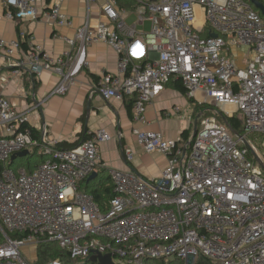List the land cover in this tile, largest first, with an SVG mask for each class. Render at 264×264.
<instances>
[{"label":"built area","instance_id":"obj_1","mask_svg":"<svg viewBox=\"0 0 264 264\" xmlns=\"http://www.w3.org/2000/svg\"><path fill=\"white\" fill-rule=\"evenodd\" d=\"M69 1H85L89 12L97 4L0 0V19L35 21L42 13L57 28H73L64 11ZM131 1L137 5L134 25L126 23L128 11L119 0H102L106 22L93 31L88 16L73 38L60 36L70 47L60 57L32 41L24 52L21 41L2 36L0 56L18 76L59 74L50 96H65L86 64V48L106 44L119 56L118 73L99 83L100 98L132 97L133 121L143 125L156 90L177 79L189 98L206 107L203 129L186 142L135 128L140 148L165 155L168 165L148 179L131 169H108L114 195L102 206L82 186L107 169L101 149L113 140L108 130H97L75 149L59 148L46 129L42 138L34 135L29 117L39 106L18 110L0 96V264H37L35 252L46 242L57 243L74 264L98 254L110 255L114 264L199 257L209 264H264V16L251 0ZM148 21L151 31L139 32ZM233 47L251 51L245 69L225 54ZM179 113L175 107L164 114ZM236 116L247 145L223 120ZM23 151H29L26 157L37 151L43 160L29 171L15 170L18 158H12ZM123 154L133 161L131 149Z\"/></svg>","mask_w":264,"mask_h":264},{"label":"crops","instance_id":"obj_2","mask_svg":"<svg viewBox=\"0 0 264 264\" xmlns=\"http://www.w3.org/2000/svg\"><path fill=\"white\" fill-rule=\"evenodd\" d=\"M96 1L97 4L91 7L90 12L85 1H69L65 4L64 11L73 19V28H57L46 22L40 13V17L35 21L15 22L0 19V36L9 42L21 41L24 52L32 41L42 45L53 57H60L70 48L60 36L73 38L76 29L85 25L88 16H90L89 26L93 31L98 29L100 23L106 22L101 12L102 0ZM93 11H96V17H91ZM76 50L72 51V55L76 54ZM231 54L239 69H245L253 58L247 48L233 47ZM85 61L86 64L73 76L69 92L65 96H50L61 80L59 74L53 71L43 72L35 77L37 82L35 87L30 74L16 75L0 56V96L8 98L18 110L34 109L39 106L29 117L37 130V137L42 138L41 131L46 129L47 139L58 145L74 144L86 134L90 136L101 128L108 130L113 140L102 146V159L107 169L100 170V175L102 171H106L109 175L108 169L122 171L131 169L146 179L159 177L168 165V158L160 153H145L138 145L133 130L139 128L159 132L169 140H174L176 137L182 139L185 131H191L190 118L193 117L195 121L196 118L201 120L205 113L201 110L202 106L176 90L173 85L179 80L173 79L168 85L156 90L147 108V124L138 125L133 121L132 97L106 101L97 93V86L106 75L118 73V54L106 44H93L86 48ZM66 71L69 72L68 69ZM3 78L6 81L3 82ZM130 104H133L132 117L128 111ZM175 107L180 109V113L166 117L164 113ZM183 110L187 114L185 118L180 115ZM207 114V116L212 115V113ZM193 135L190 134L189 139ZM63 149L69 148L63 147ZM126 149L134 152V159L130 163L124 159L123 152ZM40 163L41 161L38 164ZM97 177L100 178L99 174L85 183L82 188L87 190L96 186ZM109 199L111 196H106L101 205L103 206Z\"/></svg>","mask_w":264,"mask_h":264},{"label":"trees","instance_id":"obj_3","mask_svg":"<svg viewBox=\"0 0 264 264\" xmlns=\"http://www.w3.org/2000/svg\"><path fill=\"white\" fill-rule=\"evenodd\" d=\"M261 3L264 4V0H258ZM32 79L34 81L35 87H37V82L35 80V77L32 76ZM173 87L176 90L181 91L182 93L186 94V89L183 86L182 82L179 80L177 82H175V85H173ZM194 101V100H192ZM128 111L132 117V107L133 104H130L128 106ZM206 107H202L201 110L205 111ZM230 122V126L237 132L242 133V123H241V119L236 116L233 119L229 120ZM37 130L34 129V135L35 137H37ZM190 131H185L182 134V139L183 141H188L190 138ZM90 138L89 135H85L84 137L80 138V140L74 144H60L58 145V147L63 148V147H67L69 149H75L76 147H78L83 141L88 140ZM42 158H39L38 162L36 163V165H38V163L40 161H42ZM102 176L99 173V179H98V184L96 186H93L91 188H88L86 191L91 193L96 202L99 204H102L103 201H105L106 196L108 197H113V186L111 183V179L108 175V173H106V171H102L101 172ZM51 260H61L64 264H74V262H72L69 258V255L67 254V252H65L64 250H62L58 244L56 243H48V244H43L40 245L38 248V253H37V259H36V263L37 264H41L44 263L46 264L47 262L51 261ZM177 260V262H175V264H182L181 261L184 260H180V259H175ZM85 264H99V261H94L92 260V258L89 261H86ZM146 264H165V260H153V261H148ZM198 264H209V261L205 258V257H199L198 259Z\"/></svg>","mask_w":264,"mask_h":264},{"label":"rangeland","instance_id":"obj_4","mask_svg":"<svg viewBox=\"0 0 264 264\" xmlns=\"http://www.w3.org/2000/svg\"><path fill=\"white\" fill-rule=\"evenodd\" d=\"M119 2H120V6L123 7V8H126L127 11H128L127 12L128 14L125 16L126 17V23L129 26L134 25L136 23V21H137V16L133 12L135 11L137 5L135 4L134 1H131V0H119ZM91 17H96V11H93L91 13ZM151 27H152V24H151V22L148 21L144 25L139 26L138 27V31L141 32V33H143V34H147V33H149L151 31ZM226 51H225V54L228 55L230 58H233V55L231 54L230 50H226ZM180 115H183V118H185L187 116V114H186V112L184 110L182 111V113ZM180 118H182V116ZM190 120L189 121L191 122V125H190V127L189 126L188 127H189V129H191L190 133H191V136H192L194 134V132H195V130H194L195 129V123L198 122V125H197L198 131H201L203 129V125L201 124V121L202 120L200 121L198 118H196V121H195V119H193V117L190 118ZM187 124H186V126H187ZM243 129H244V125L242 124V132H243ZM232 135H233V137L235 139H237L236 138L237 136H235L234 134H232ZM177 138L178 137H176L174 140L177 141L179 139V138L178 139ZM250 141L259 150V140H257L255 137H251L250 138ZM108 143H110V142H108ZM38 160H39V157L36 155L35 152H33L32 155L29 156V157L18 158L17 161L14 164V169L17 170L20 167H24V168H26L29 171L30 167L36 165V163L38 162ZM127 163H129V162H127ZM125 171H127V170H125ZM25 252L27 254L28 253H31V249H26ZM37 253H38V249L35 252L36 258H37ZM31 259L33 260L34 259V256H31ZM175 262H177V260L172 259V260L165 261V264H175ZM181 262H182V264H198V258L197 259L191 258L189 260H185V261H181ZM41 264H44V263H41Z\"/></svg>","mask_w":264,"mask_h":264},{"label":"water","instance_id":"obj_5","mask_svg":"<svg viewBox=\"0 0 264 264\" xmlns=\"http://www.w3.org/2000/svg\"><path fill=\"white\" fill-rule=\"evenodd\" d=\"M251 1H252V3L254 4V6H255V7H256V8L262 13V15L264 16V4L261 3V2L258 1V0H251ZM223 120H224V122L226 123V125L229 127V129L232 131V133H233L235 136H237L238 138H241L242 141H243V143L247 145V144H248L247 140H246L245 138H243V136L240 135L239 132L235 131V130L230 126V122H229V120L226 119V118H224ZM197 125H198V122H196V124H195V129H194L195 132H194L193 137H195L196 134H197V131H198V129H197ZM28 155H29V151H23V152H21V153L16 154L15 156H13L12 161H15L17 158L26 157V156H28ZM259 163H260V165L264 168V163H263L262 161H261V162L259 161ZM96 176H97V174H94V175L90 178V180L94 179ZM92 260H94V261H99V264H114L113 261H112V257H111L110 255H108V256H102V255L98 254V255L93 256V257H92Z\"/></svg>","mask_w":264,"mask_h":264},{"label":"bare ground","instance_id":"obj_6","mask_svg":"<svg viewBox=\"0 0 264 264\" xmlns=\"http://www.w3.org/2000/svg\"><path fill=\"white\" fill-rule=\"evenodd\" d=\"M200 21H201V20L199 19V23L202 22V21H201V22H200ZM228 110H229V111H232V108H228ZM48 243H53V242H46V243H43V244H48ZM43 244H41V245H43ZM56 244H57V243H56ZM26 249H27V248H26Z\"/></svg>","mask_w":264,"mask_h":264}]
</instances>
